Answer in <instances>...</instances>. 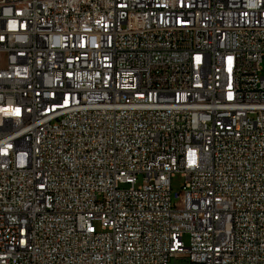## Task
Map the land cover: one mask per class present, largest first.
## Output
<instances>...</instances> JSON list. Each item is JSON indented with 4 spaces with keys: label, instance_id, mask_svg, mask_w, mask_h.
<instances>
[{
    "label": "built area",
    "instance_id": "1",
    "mask_svg": "<svg viewBox=\"0 0 264 264\" xmlns=\"http://www.w3.org/2000/svg\"><path fill=\"white\" fill-rule=\"evenodd\" d=\"M173 259L264 264V0H0V264Z\"/></svg>",
    "mask_w": 264,
    "mask_h": 264
},
{
    "label": "rangeland",
    "instance_id": "2",
    "mask_svg": "<svg viewBox=\"0 0 264 264\" xmlns=\"http://www.w3.org/2000/svg\"><path fill=\"white\" fill-rule=\"evenodd\" d=\"M183 185H184V177L181 175V173H176L171 179V188H172L171 194H172L173 202L177 201L176 194L182 191ZM183 240L186 245H189V235L185 234L183 236ZM171 264H186V260L173 259Z\"/></svg>",
    "mask_w": 264,
    "mask_h": 264
}]
</instances>
